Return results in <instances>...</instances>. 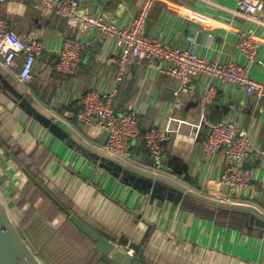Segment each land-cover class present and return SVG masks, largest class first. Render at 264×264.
<instances>
[{"label":"crops","instance_id":"0c3cea01","mask_svg":"<svg viewBox=\"0 0 264 264\" xmlns=\"http://www.w3.org/2000/svg\"><path fill=\"white\" fill-rule=\"evenodd\" d=\"M141 1L83 0V7L107 21L123 23L137 13ZM153 1L146 34L172 46L195 50L207 59L244 62L237 41L243 31L253 28L261 42L262 62L254 66L253 73L264 80V26L245 20L237 12V0ZM0 16L24 40L35 38L46 46L29 85L33 96L25 95L15 103L2 96L0 102V194L44 264H106L96 250V234L117 237L121 233L136 242L148 234V246L144 245L146 251L141 258L144 264H264V238L252 236L245 229L246 216L240 213L251 210L209 203L202 195L188 194L184 188L167 182L185 196L178 203L167 197L152 201L150 194H141L105 172L96 161L82 156L77 150L79 145L94 150L35 103L37 99L52 106L71 121L81 137L99 143L104 139L100 129L80 123L70 111L60 113L58 109L74 102L81 108L80 97L90 88H116L114 108L122 111L132 107L138 111L142 129L167 124L169 107L176 97V83L171 76L134 62L116 84L115 43L71 28L35 0L2 2ZM67 36L80 37L87 44L73 75L54 68ZM100 55H105V60H100ZM0 71L12 86L21 88L14 76ZM214 84L216 95L204 121L200 120L201 94L206 86L203 76L195 80L194 94L183 97L182 109L173 111L175 117L197 127L182 125V134L171 132L163 156L168 171L202 194L222 193L217 181L225 169L222 154L207 156L202 151L209 123L234 118L264 146V98L249 97L236 86L217 81ZM24 99L63 132L54 134L28 114ZM190 134H196V139ZM132 151L143 162L151 163L142 139L133 142ZM249 165L255 177L243 198L264 208V158L255 156ZM47 192L93 232L66 217Z\"/></svg>","mask_w":264,"mask_h":264},{"label":"built area","instance_id":"2783aa9c","mask_svg":"<svg viewBox=\"0 0 264 264\" xmlns=\"http://www.w3.org/2000/svg\"><path fill=\"white\" fill-rule=\"evenodd\" d=\"M7 0H0V3ZM43 8L62 17L67 24L84 33H94L96 38L113 41L118 56L116 84L122 80L132 63H143L158 74L171 76L176 83V97L170 105L167 124L156 123L142 132L139 112L128 107L117 111L113 105L116 88L101 91L90 88L80 97L81 108L76 119L85 125L93 126L104 133L102 142L95 143L84 136L52 106L35 99L39 110L47 112L53 119L77 134L80 141L95 152L113 160L134 172L152 179L184 188L188 194L202 195L209 203L220 206L248 209L264 218V208L254 201L245 199V192L254 180L253 168L249 165L255 156L264 158V146L256 141L250 129L234 118H225L208 124L207 135L202 142V151L207 156L222 154L225 169L217 185L222 193L202 194L182 178L168 171L163 164L166 143L171 132L181 133L182 125L197 127L190 121L179 119L172 113L184 106L183 97H190L195 91V80L203 76L206 86L201 94L200 120L206 119V110L216 95L214 81L224 86L243 88L249 97L264 98V80L253 73L259 59L260 40L253 28L243 31L238 38L237 48L244 62L207 59L195 50L182 46H172L153 35L146 34L153 0H142L135 15L126 22L107 21L92 14L83 7V0H35ZM237 12L253 24L264 26V0H237ZM87 44L80 37L67 36L54 65L55 70L73 75L82 60ZM46 49L38 39L24 40L9 26V21L0 16V69L14 76L24 94L33 96L29 87L34 80V70L38 59ZM105 60V55L99 56ZM207 81V82H206ZM193 140L196 134H190ZM142 139L151 163L140 160L132 151L133 142Z\"/></svg>","mask_w":264,"mask_h":264},{"label":"water","instance_id":"95a60500","mask_svg":"<svg viewBox=\"0 0 264 264\" xmlns=\"http://www.w3.org/2000/svg\"><path fill=\"white\" fill-rule=\"evenodd\" d=\"M0 93V102L2 101V96H5L8 100H12L14 103L19 100L21 101L25 96L17 87L12 86L2 71H0ZM22 102L27 113L43 122L54 134L57 135L63 132L64 129L62 127L42 114L32 104H28L25 99ZM77 148L82 156L96 161L101 169L115 178H120L122 183L131 186L134 190L143 195L150 194L152 201H164L167 197L168 200H173L175 203H178V201L185 196L184 193L170 187L167 183L134 172L85 146L79 145ZM47 195L60 206L66 217L77 223L82 229L90 230L76 215H73L69 209L58 203L52 194L47 192ZM11 212L12 210L3 201L0 194V264H44L24 237L22 227H18L20 223L14 221ZM240 213L246 216L244 223L245 229L248 230L252 236L263 239L264 218L251 211H241ZM143 222L147 227L150 226L148 221L144 220ZM96 235V250L99 252L100 259L106 264H144L141 258H143L146 251L144 245L148 242L145 239L148 234H146L145 237L144 235L141 236L139 242L134 240L131 241V239L123 233L118 234L119 236L117 237L110 235L103 236L101 234Z\"/></svg>","mask_w":264,"mask_h":264},{"label":"trees","instance_id":"16d2710c","mask_svg":"<svg viewBox=\"0 0 264 264\" xmlns=\"http://www.w3.org/2000/svg\"><path fill=\"white\" fill-rule=\"evenodd\" d=\"M76 103L77 102H74V103H71V104H69V105H66V106H62V108H60V109H58V111L60 112V113H62L63 111H70V112H72L73 113V117L76 119V115H77V113H78V111L80 110V106H76ZM64 114V113H63ZM70 118L71 120H74V118ZM75 121V120H74ZM141 128V127H140ZM149 129V128H148ZM141 130H144V131H146L145 129H142L141 128ZM144 131H142V132H144ZM25 223V222H24ZM23 223V224H24Z\"/></svg>","mask_w":264,"mask_h":264},{"label":"rangeland","instance_id":"374dc122","mask_svg":"<svg viewBox=\"0 0 264 264\" xmlns=\"http://www.w3.org/2000/svg\"><path fill=\"white\" fill-rule=\"evenodd\" d=\"M16 86H18V85H16ZM68 225H71V223H68ZM20 226L22 227V225H21V224H18V227H20Z\"/></svg>","mask_w":264,"mask_h":264},{"label":"flooded vegetation","instance_id":"af4514ba","mask_svg":"<svg viewBox=\"0 0 264 264\" xmlns=\"http://www.w3.org/2000/svg\"><path fill=\"white\" fill-rule=\"evenodd\" d=\"M24 95H27V94L24 93Z\"/></svg>","mask_w":264,"mask_h":264}]
</instances>
